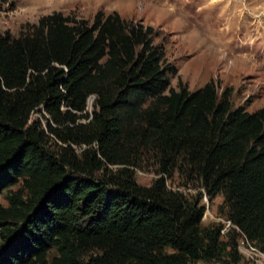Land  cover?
I'll use <instances>...</instances> for the list:
<instances>
[{
    "label": "trees",
    "instance_id": "16d2710c",
    "mask_svg": "<svg viewBox=\"0 0 264 264\" xmlns=\"http://www.w3.org/2000/svg\"><path fill=\"white\" fill-rule=\"evenodd\" d=\"M156 37L101 11L0 34V264H240L241 235L203 227L202 194L167 189L175 172L222 195L264 253V108H233L213 82L172 89ZM143 158L158 167L149 187L131 169Z\"/></svg>",
    "mask_w": 264,
    "mask_h": 264
},
{
    "label": "rangeland",
    "instance_id": "374dc122",
    "mask_svg": "<svg viewBox=\"0 0 264 264\" xmlns=\"http://www.w3.org/2000/svg\"><path fill=\"white\" fill-rule=\"evenodd\" d=\"M13 5L10 9L0 4V34L8 33L12 38L26 25L36 24L53 12L91 21L101 11L139 21L155 30L154 44L163 46L166 62L176 69L169 76L172 89L177 90L181 82L195 91L213 82L219 97L224 90L230 92L233 108L243 107L248 113L264 108V0H17ZM87 111L93 112L92 98ZM37 116L35 113L32 118ZM51 150L56 151V147L52 145ZM109 169V174L116 175L120 167ZM131 169L142 187L159 178L151 159L143 158ZM166 185L187 199L199 193L203 197L199 182H189L177 172ZM18 189L15 186L11 191ZM7 195L0 196L1 207H7ZM206 198L207 205L203 198L202 204L208 215H203L201 225H222L216 220H226L223 196L211 201ZM241 257L240 264H250Z\"/></svg>",
    "mask_w": 264,
    "mask_h": 264
},
{
    "label": "built area",
    "instance_id": "2783aa9c",
    "mask_svg": "<svg viewBox=\"0 0 264 264\" xmlns=\"http://www.w3.org/2000/svg\"><path fill=\"white\" fill-rule=\"evenodd\" d=\"M94 99V97H91ZM90 98V99H91ZM89 99V100H90ZM167 186V185H166ZM174 191V189H172ZM203 193V201L207 205V198L205 193ZM204 218L208 215V213H204ZM211 217V216H210ZM203 218V217H202ZM216 220V219H214ZM217 222H221L222 224V230L221 234L226 235L230 230H235L237 233H239L240 241L238 242V251L243 256V259H245L250 264H264V253L261 252L254 244L249 242L246 237L239 231V229L231 224L228 220H216Z\"/></svg>",
    "mask_w": 264,
    "mask_h": 264
}]
</instances>
